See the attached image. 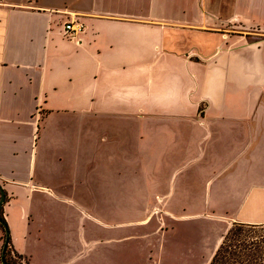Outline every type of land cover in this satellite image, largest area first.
<instances>
[{"label": "crops", "instance_id": "crops-1", "mask_svg": "<svg viewBox=\"0 0 264 264\" xmlns=\"http://www.w3.org/2000/svg\"><path fill=\"white\" fill-rule=\"evenodd\" d=\"M168 174L225 229L264 223V0H0V212L23 264H127L77 199L115 216Z\"/></svg>", "mask_w": 264, "mask_h": 264}, {"label": "rangeland", "instance_id": "rangeland-1", "mask_svg": "<svg viewBox=\"0 0 264 264\" xmlns=\"http://www.w3.org/2000/svg\"><path fill=\"white\" fill-rule=\"evenodd\" d=\"M137 175L134 183L139 186L141 173ZM170 179V174L163 178L165 186L159 192L167 196L161 200L151 198L149 205L117 203L112 205L115 216H107L89 201L77 199L80 213L86 224L95 222L116 232L114 240L107 243L117 249L118 259L127 257V264H207L228 228H224V220L217 215L219 211L202 200L174 201L168 192L179 176ZM133 191L135 196L139 195V187L134 186ZM145 206L149 218L144 225L138 220L145 217Z\"/></svg>", "mask_w": 264, "mask_h": 264}, {"label": "trees", "instance_id": "trees-1", "mask_svg": "<svg viewBox=\"0 0 264 264\" xmlns=\"http://www.w3.org/2000/svg\"><path fill=\"white\" fill-rule=\"evenodd\" d=\"M0 227L4 232L1 254L4 260L8 264H23L24 257L10 247L6 221L1 212ZM207 264H264V223L232 222Z\"/></svg>", "mask_w": 264, "mask_h": 264}, {"label": "built area", "instance_id": "built-area-1", "mask_svg": "<svg viewBox=\"0 0 264 264\" xmlns=\"http://www.w3.org/2000/svg\"><path fill=\"white\" fill-rule=\"evenodd\" d=\"M84 24L78 19H69L63 23L62 36L69 40H75L84 31Z\"/></svg>", "mask_w": 264, "mask_h": 264}, {"label": "water", "instance_id": "water-1", "mask_svg": "<svg viewBox=\"0 0 264 264\" xmlns=\"http://www.w3.org/2000/svg\"><path fill=\"white\" fill-rule=\"evenodd\" d=\"M5 201V193H4V191H3V189H2V187H1V185H0V207H1V205H2V203ZM0 261H1V264H8V263H6V261L4 260V257H3V255H1V257H0Z\"/></svg>", "mask_w": 264, "mask_h": 264}]
</instances>
